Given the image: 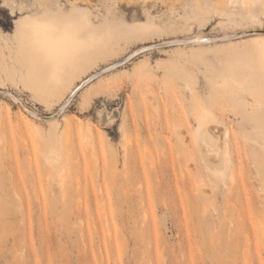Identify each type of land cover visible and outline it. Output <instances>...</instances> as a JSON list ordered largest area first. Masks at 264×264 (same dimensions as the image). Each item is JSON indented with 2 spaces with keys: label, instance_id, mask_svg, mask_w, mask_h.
<instances>
[{
  "label": "rangeland",
  "instance_id": "374dc122",
  "mask_svg": "<svg viewBox=\"0 0 264 264\" xmlns=\"http://www.w3.org/2000/svg\"><path fill=\"white\" fill-rule=\"evenodd\" d=\"M199 1L208 9L229 3ZM94 2L107 16L99 6L108 0ZM111 2L126 7L124 0ZM165 3L194 1L159 0L161 6ZM166 11L152 10V22L168 31L130 46L129 51L140 52L139 60H105L73 82L77 86L115 65L87 84L110 93L106 106L113 124L92 120L89 127L96 100L92 108L78 112L80 96L87 91L83 87L54 119L65 133L55 141L50 137L53 120L33 118L23 110L51 117L60 101L48 111L28 92L11 84L0 88L21 100L16 103L0 93V264H264V180L255 162L262 158L259 137L245 135L235 116L240 102L230 91L211 90L208 111L219 134L214 133L219 137L216 149L227 156V170L217 175L215 169L222 166L218 154L214 157L218 152L206 154L201 134L196 139L198 125L190 118L188 103L205 73L210 79L218 75L221 64L227 65L254 37L174 44L170 41L220 38L249 29L230 24L226 15L215 20L225 26L202 28L191 8L187 13L178 9L177 16ZM148 19L143 11L135 19L124 17L127 24ZM0 45L10 65L17 52ZM140 60L147 61L142 69L137 67ZM184 65L190 78L178 71ZM183 80L190 82L191 92L183 88ZM30 119L38 132L26 127ZM51 145L68 150L63 186L41 154Z\"/></svg>",
  "mask_w": 264,
  "mask_h": 264
},
{
  "label": "snow or ice",
  "instance_id": "6c2138e0",
  "mask_svg": "<svg viewBox=\"0 0 264 264\" xmlns=\"http://www.w3.org/2000/svg\"><path fill=\"white\" fill-rule=\"evenodd\" d=\"M124 4L126 7H121L108 0L99 6L108 11L107 16H102L94 0H0V44L17 52V58L0 72V88L11 84L30 93L32 100L38 101L45 110L51 111L57 101L63 109L83 90L73 83L78 77L105 60L121 56L139 60L140 52L129 51L130 46L169 30L165 25L158 27L152 22V10L165 12V15L166 10H170L177 16L178 9L187 13L191 8L195 22L213 30L225 26L216 24L215 20L227 15L230 24L249 29V35L254 38L246 41L227 65L221 64L218 75L210 79L205 73L199 92L193 91L188 101L189 115L198 125L195 137L199 139L204 124L211 117L208 111L211 90L230 91L234 101L240 102L235 111L238 123L246 136L259 137L261 155L264 156V0H229L226 5H213L211 9L198 3H165L161 6L159 0H151V3L149 0H124ZM221 7L231 11L223 13ZM141 11L149 18L147 23H125V15L135 19ZM254 29L260 34L251 31ZM142 51L146 55V50ZM146 63L140 60L137 67L142 69ZM238 68L242 70L238 71ZM178 71L185 78L191 76L187 65ZM81 84L87 88L83 79ZM107 98L110 93L99 87L87 88L80 96L78 112L92 108L93 100H96L95 111L89 113L92 117L90 128L93 127L92 120L101 126L105 120L108 124L115 123L106 106ZM56 117L57 113L53 112L47 119L54 121ZM37 118L45 119L43 116Z\"/></svg>",
  "mask_w": 264,
  "mask_h": 264
},
{
  "label": "bare ground",
  "instance_id": "6f19581e",
  "mask_svg": "<svg viewBox=\"0 0 264 264\" xmlns=\"http://www.w3.org/2000/svg\"><path fill=\"white\" fill-rule=\"evenodd\" d=\"M194 1V4H201V2L199 1V0H193ZM217 4H219V5H222V3L221 2H217V3H215V5H217ZM202 5V4H201ZM223 6V5H222ZM220 11L221 12H223V13H228V11H226L225 10V8L224 7H221V9H220ZM198 14H200V13H198ZM227 16V15H226ZM227 18V20H228V17H226ZM249 31L250 30H247V31H242V32H238V33H231V34H224L222 37H214V38H205V37H194V38H192L193 40H191V41H188L187 39H183V40H179V39H174V40H171L170 42L171 43H174V44H199V43H204V42H212V43H217V42H221V41H228V39H232V40H235V39H238V38H240V36L242 35V37H246V38H248L249 36H245V34H247V35H249ZM251 31H256V33H259V31L258 30H251ZM227 39V40H226ZM230 42H232V41H230ZM218 44V43H217ZM199 46V45H198ZM143 48H145V47H143ZM142 48V49H143ZM147 49V48H146ZM8 59H9V56H7L6 55V53H5V49H4V47H2L1 45H0V72H2L3 71V68L6 66V65H9V63H8ZM125 60H127V59H125ZM115 67V65H109V67H107L106 69H104V70H102V71H100V72H98V73H96V74H94V75H91V76H87V78L85 77L83 80H84V82L86 83V84H89V83H91V82H89L92 78H95V77H97V75H99V74H102V73H104V72H107V71H109V70H111L112 68H114ZM100 77V76H99ZM96 80V79H95ZM182 82V86H183V88L185 89V90H187L188 92H191L192 91V86H191V84H190V82L188 81V80H183V81H181ZM76 88L77 89H81V88H83V85L81 84V82L76 86ZM0 93L1 94H3V95H5V93H7V95H5V96H7L9 99H11L12 101H14V102H21V100L20 101H17V99H16V97L12 94V93H10V92H7V91H4V90H0ZM69 104V103H68ZM67 104V105H68ZM67 105L63 108V109H61L60 108V105H59V109H58V111L56 112L57 113V117L61 114V113H63L64 111H65V109H66V107H67ZM25 113H27V114H29L30 116H32L33 118H37V114L33 111V110H31V109H28V108H25L24 110H23ZM57 117L55 118V119H57ZM48 117H46L45 118V120L46 121H48V120H50V119H47ZM51 122V121H50ZM49 126H51V133H50V137H51V139H53V140H55V141H58L59 140V138L60 137H63V136H65V133H63V132H59L58 131V125H57V121H54V122H51L50 123V125ZM214 125H213V123H212V121L210 120V119H208V121L204 124V126H203V129H202V131H201V141L200 142H202L203 143V145L202 146H204V149L207 147V152H206V154L207 153H209L210 154V152H211V150H213L214 151V149H216V148H218L219 149V147H218V139H219V134L214 130V127H213ZM26 127L27 128H29L31 131H33V132H38V128H37V125H36V123L34 122V120H27V122H26ZM81 131V130H80ZM215 131V132H214ZM214 133H216L218 136L216 137L215 136V134ZM222 133V132H221ZM225 133V132H224ZM182 135V134H181ZM179 136V135H178ZM182 136H184V134L182 135ZM181 136V137H182ZM181 137L179 136V138L181 139ZM82 138H83V140L85 141V137H83L82 136ZM178 138V139H179ZM183 138V137H182ZM183 140H184V138H183ZM222 140V139H221ZM179 141V140H178ZM181 141V140H180ZM65 142H67L66 141V139H65ZM188 142V141H187ZM222 143H223V141H221ZM182 143V146L184 147L185 146V143L186 142H181ZM181 143H179L180 145H181ZM206 145V147H205V145ZM224 144V143H223ZM257 145H258V143H256ZM222 145V144H221ZM220 145V146H221ZM187 146V145H186ZM224 146V145H223ZM182 147V148H183ZM225 148V147H224ZM184 149V148H183ZM185 149H186V147H185ZM223 150H225V149H223ZM222 150V146H221V151H223ZM261 150V149H260ZM210 151V152H209ZM62 152H65V154H66V156L64 157H62ZM215 152H218L217 151V149H216V151ZM226 151H223V153L221 152V155H220V152H218V153H214L215 155H214V157L216 156V154H218V159L220 160V163L222 164V166H221V168H220V170H216L215 169V171H216V173H217V171H219L220 173L221 172H223V169H224V172H225V167H226V170H227V166H226V164H224L227 160H226V153H225ZM67 153H68V150L66 149V147L65 146H60V147H57V146H55V145H51L49 148H48V150L46 151V153H44V152H42L41 151V154H43V156L45 157V159H46V161H48V163L49 164H51L52 166H53V172H54V174L57 176V178H58V181H59V186L60 185H62L63 186V179H64V177L67 175V172H68V162H67V158H68V156H67ZM212 153V155H213V152H211ZM189 154V153H188ZM256 154V153H255ZM257 155V154H256ZM224 156V157H223ZM210 158V157H209ZM208 159V158H207ZM254 161V160H253ZM255 162H256V164H257V167L259 168V171H260V173H261V177H263V180H264V160H263V156H262V158H260V157H256L255 158ZM223 164L225 165V166H223ZM216 166V165H215ZM224 167V168H223ZM211 168V167H210ZM219 169V168H218ZM52 170V169H51ZM222 174V173H221ZM213 175H215V174H213ZM217 175H218V173H217ZM55 176V177H56ZM232 176V175H231ZM57 181V182H58ZM61 186V187H62ZM205 187V186H204ZM63 191V190H62ZM261 233L263 234V236H264V232H262V229H261ZM262 236V235H261ZM264 238V237H263ZM263 240V239H262Z\"/></svg>",
  "mask_w": 264,
  "mask_h": 264
}]
</instances>
